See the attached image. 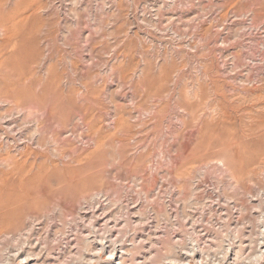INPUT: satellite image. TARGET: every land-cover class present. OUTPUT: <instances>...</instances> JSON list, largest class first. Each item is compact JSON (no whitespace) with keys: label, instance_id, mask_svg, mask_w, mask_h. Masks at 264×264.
Returning a JSON list of instances; mask_svg holds the SVG:
<instances>
[{"label":"rangeland","instance_id":"rangeland-1","mask_svg":"<svg viewBox=\"0 0 264 264\" xmlns=\"http://www.w3.org/2000/svg\"><path fill=\"white\" fill-rule=\"evenodd\" d=\"M254 254L264 0H0V262Z\"/></svg>","mask_w":264,"mask_h":264},{"label":"bare ground","instance_id":"bare-ground-1","mask_svg":"<svg viewBox=\"0 0 264 264\" xmlns=\"http://www.w3.org/2000/svg\"><path fill=\"white\" fill-rule=\"evenodd\" d=\"M104 248V247H103ZM103 248H101L100 250L102 251V249ZM98 251V250H97ZM191 252H192V250H191ZM27 253V252H26ZM238 253V252H237ZM262 254V253H261ZM260 255V254H259ZM29 255H24V256H21V255H19V257H18V259H19V261H21L22 263L23 262H25V261H27V257H28ZM110 258H114V259H116V256H115V253H114V249H110L109 250V255H108ZM256 256L257 255H255L254 254V259H253V262L254 263H252V264H256ZM261 256V255H260ZM263 256V255H262ZM132 257V256H131ZM152 257V256H151ZM236 257H237V259H238V256H237V254H236ZM29 258V257H28ZM122 258V257H121ZM259 258V257H258ZM170 260H172L174 263L175 262H178L179 264H186L185 263V261H177L176 259H174V258H170ZM258 260V259H257ZM251 261V260H250ZM20 262V263H21ZM133 262V261H132ZM155 262V261H154ZM158 262V261H157ZM0 264H2V262H0ZM18 264V263H17ZM108 264H110V263H108ZM125 264V263H124ZM177 264V263H176ZM214 264V263H213ZM257 264H258V262H257Z\"/></svg>","mask_w":264,"mask_h":264}]
</instances>
